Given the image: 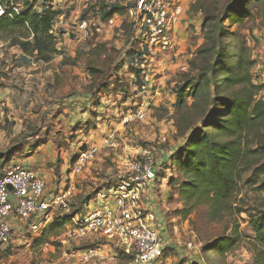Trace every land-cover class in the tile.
Segmentation results:
<instances>
[{"label": "rangeland", "instance_id": "obj_1", "mask_svg": "<svg viewBox=\"0 0 264 264\" xmlns=\"http://www.w3.org/2000/svg\"><path fill=\"white\" fill-rule=\"evenodd\" d=\"M169 1L182 9L169 46L162 50L150 51L139 38L127 17L126 10L133 7L130 2L119 7L114 24L108 26L104 16L117 8L104 0L95 5L86 0H52V7L66 17L55 21L57 54L48 63L30 56L22 61L18 47L10 46L2 35L0 163L40 171L48 193H69L61 213L70 216L84 211L98 191L122 179L129 163L148 153L155 169L161 170L154 186L145 191V203L162 219L158 224L164 225L169 244L163 264H248L255 238L251 223L264 214L260 188L264 154L255 155L250 167L244 168L231 201L233 213L217 222L208 219L204 206L186 220L175 214L182 209L176 158L178 148L186 146L185 138L198 127L213 140H225L202 122L203 111L215 97H230L235 91L223 84L225 73L215 66L217 59L233 73L239 57L247 59L254 82L262 85L257 98L264 102V0L243 1L249 14L239 22L231 18L223 24L206 19L222 18L232 0ZM42 3L38 0L37 6ZM77 11L85 19L104 20L100 32L75 31ZM214 23L218 25L215 36L211 34L215 41L206 43L204 33ZM207 49L210 53H204ZM14 73L38 75L31 94L19 81L22 76ZM249 147L257 149L254 142ZM94 149L74 173L81 154ZM235 229L241 239L233 250L222 255L208 250ZM63 231H47L40 242L44 231L31 239L20 238L27 233L16 236L9 247L0 248V264H73L74 260L64 262L65 254L89 245L77 248L62 243ZM117 256L112 264H129L128 257Z\"/></svg>", "mask_w": 264, "mask_h": 264}, {"label": "built area", "instance_id": "obj_2", "mask_svg": "<svg viewBox=\"0 0 264 264\" xmlns=\"http://www.w3.org/2000/svg\"><path fill=\"white\" fill-rule=\"evenodd\" d=\"M86 1L95 5L103 0ZM104 1L117 9L126 7L129 2L133 4L126 10L127 17L147 49L162 50L169 46L175 21L181 13L180 6L169 0ZM20 9L18 4H11L9 10L0 4V17L13 18L19 15ZM75 14V31L85 34L100 32L104 20L85 19L79 11ZM115 17L116 14L110 16L104 23L112 26ZM94 151L81 154L74 173L81 170L84 160H89ZM154 164L150 154L144 153L140 160L132 161L122 171V179L98 191L85 205L84 211L68 219L62 230V243L77 248L89 246L65 254V263L74 260L73 264H112L118 260L119 253L130 259L129 264H163L169 244L164 225L158 224L162 219H157L145 203V191L149 185L154 186L157 173L161 171L155 169ZM68 196L69 193L59 190L48 193L44 177L34 168L0 163V248L9 247L22 233L27 234L20 238L31 239L32 235L45 231L54 218L63 216L61 212ZM105 247H109L112 256L105 257Z\"/></svg>", "mask_w": 264, "mask_h": 264}, {"label": "trees", "instance_id": "obj_3", "mask_svg": "<svg viewBox=\"0 0 264 264\" xmlns=\"http://www.w3.org/2000/svg\"><path fill=\"white\" fill-rule=\"evenodd\" d=\"M37 1L0 0V4L8 10L11 4L21 7L19 15L13 18L0 17V37L4 35L10 40V46L18 47L23 54L22 61L25 56H30L35 57L37 62L48 63L57 54L53 28L61 11L52 7V0H43L40 7L37 6ZM243 1L245 0H232L222 18L207 17V22L218 20L223 24L231 18L239 22L243 15L249 14ZM117 10L110 9L104 17L116 14ZM217 28L216 23L209 25V30L204 33L206 43L215 41L211 34L215 36L213 32ZM204 53H210V49ZM225 64L217 59L215 66L224 69L222 82L235 91L230 97H215L208 104L209 108L203 111L202 117L203 124L219 131L225 140H213L205 132L199 131L198 127L185 138L186 146L178 148L176 161L177 173L180 175L178 191L182 209L175 214L181 220L188 219L201 206L208 209L207 217L212 222L220 221L225 215L233 213L231 201L238 192L243 171L246 170L244 168L250 167V160L255 155L264 154V102L257 98L262 85L254 82L249 72L250 63L243 56L239 57L235 73ZM252 142L257 149L249 147ZM260 188L264 190V183ZM71 216L56 217L37 242L43 239L47 231L60 233ZM251 226L255 234L252 241V262L264 264V214L251 223ZM240 239L241 236L235 229L231 236L216 239L208 250L219 255L226 254L233 250Z\"/></svg>", "mask_w": 264, "mask_h": 264}, {"label": "crops", "instance_id": "obj_4", "mask_svg": "<svg viewBox=\"0 0 264 264\" xmlns=\"http://www.w3.org/2000/svg\"><path fill=\"white\" fill-rule=\"evenodd\" d=\"M55 10H59L60 11V9H56L55 8ZM61 17H63V18H65L66 17V14H63V15H61L60 17H59V19L61 18ZM54 28H55V26H54ZM53 28V29H54ZM53 34H54V36L56 37V33H55V31H53ZM18 52H19V54H21V51L20 50H18ZM24 74V73H23ZM23 74H21V75H18L17 73H14V75H12V76H22V79H20L19 81H21V82H23V83H25V87L27 88V90H28V92H29V94H31L33 91H32V85L34 84V80H36V77L38 76V75H35V74H33V75H31V74H25V75H23ZM39 89V88H38ZM39 94V93H38ZM1 93H0V102H2L3 100H1ZM40 95V94H39ZM41 95H43V94H41ZM30 101V103L32 104V102L33 101H31V100H29ZM39 101L40 102H42V104H43V102H45L44 101V99L42 98H39ZM32 106V105H31ZM104 255H105V257H110V256H112L113 255V253H112V251L110 250V249H104Z\"/></svg>", "mask_w": 264, "mask_h": 264}, {"label": "water", "instance_id": "obj_5", "mask_svg": "<svg viewBox=\"0 0 264 264\" xmlns=\"http://www.w3.org/2000/svg\"><path fill=\"white\" fill-rule=\"evenodd\" d=\"M10 189V188H9Z\"/></svg>", "mask_w": 264, "mask_h": 264}]
</instances>
